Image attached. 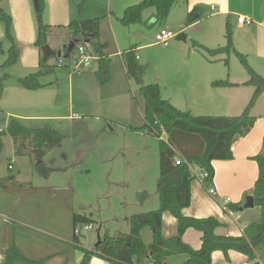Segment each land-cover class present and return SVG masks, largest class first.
Returning a JSON list of instances; mask_svg holds the SVG:
<instances>
[{"label": "rangeland", "instance_id": "1", "mask_svg": "<svg viewBox=\"0 0 264 264\" xmlns=\"http://www.w3.org/2000/svg\"><path fill=\"white\" fill-rule=\"evenodd\" d=\"M133 1L140 0H43L42 19L51 27H66L72 21L85 19L100 21L98 41L106 44L105 54L109 60L108 81L105 83H101L104 73L96 74L97 63L89 70H80L66 61L62 67H55L54 73L39 79L43 89L24 91L19 80L35 74L40 66L24 67L27 65L21 55L28 45L26 41L18 40L14 32L18 62L4 66L10 43L0 22V80L3 87L0 110L6 122H0V130L14 119L25 127L48 126L63 135L60 145L46 152L43 168L39 169L28 155L17 158L12 138L0 134V176H16L20 172L16 181L0 189L8 190L14 197L33 189L44 192L48 202H67L75 214L92 221L93 229L88 231L82 226L78 236L80 244L85 247H93L105 232L110 236L129 233L132 215L154 211L159 206V140L132 129L142 126L143 103L138 84L125 74L121 54L134 47L137 62L144 69L143 85L157 84L162 99L172 98L181 109H186L196 101L194 90H189V81L202 80L206 74L201 65L213 57L196 45L204 42L220 47L215 17L210 18L204 10L198 24L186 26V17H181L177 6L168 19V28H163L170 31L173 38L166 45L155 44L156 30L162 23H155L154 18H150L153 8L142 14L141 23L128 27L120 24L119 18ZM9 6L8 0L0 4V8L7 12ZM30 10L35 34L36 13L32 0ZM182 28L184 30L180 31ZM61 32L52 30L50 38L47 37L48 45L54 51L65 42L64 36V40L60 37ZM180 34L186 37L185 41L176 40ZM30 47L37 49L40 63L42 53L35 41ZM222 55L215 56L214 60L221 59L217 63L207 65L212 72L230 69L234 76L247 74L235 55ZM55 63V58L47 61L49 65ZM15 88L23 93L18 95ZM167 139L164 134L162 140ZM10 163L14 165L13 170L8 169ZM143 232L148 235L144 244L149 245L151 231L145 228ZM257 249L264 258V249Z\"/></svg>", "mask_w": 264, "mask_h": 264}, {"label": "trees", "instance_id": "2", "mask_svg": "<svg viewBox=\"0 0 264 264\" xmlns=\"http://www.w3.org/2000/svg\"><path fill=\"white\" fill-rule=\"evenodd\" d=\"M5 0H0V3ZM186 0H141L138 4L127 7L119 18L122 26L128 27L142 22V13L145 9L155 10V23H164L175 3ZM44 10L43 0H39V9L36 13L35 46L48 44L47 37L52 30L65 31L67 38L79 40L96 57L97 72L103 74L101 83L108 81V57L104 55L106 44L100 43L98 19L72 21L66 27H51L42 19ZM199 8H194L186 18V26L201 18ZM0 22L4 27V36L10 43L7 51V60L4 66H12L18 62V49L14 41L12 21L9 13L0 8ZM226 45L216 50H207L209 55L234 53L245 68L248 80L242 84L254 88L253 94L241 115L237 117L224 116H192L189 112L176 109L168 100L160 96L157 84L143 85V67L138 64L134 50L125 51L122 56L126 75L135 80L139 86L142 99L143 124L139 128H132L136 132L145 133L159 140V178L157 194L159 206L156 210L147 213L132 215L129 218L130 231L127 234L119 233L115 236L104 233L100 242L91 250H86L79 243L76 230L82 226L92 225L86 217L74 214V242L83 253L80 264H89L93 257L102 259L111 264H167L166 259L171 256L185 255L187 260L183 264H212L211 255L221 252L226 262L229 261V251L237 252L247 257L249 262L256 260L255 250L264 249V137L261 152L252 159L256 162L258 176L254 182L251 196L254 207L260 211L257 221L246 225L241 236H221L215 232L222 223L213 217L197 219L185 217L182 209L190 204V184L195 179L192 169L197 168L208 174L205 184H210L214 178L212 162L217 160H231L233 158L231 146L244 137L253 127L256 119L250 115L259 96L264 92V76L255 73L247 64L245 56L236 52L232 44V35L226 27ZM1 51V48H0ZM2 52V51H1ZM55 65L40 61V69L35 74L19 80V85L27 91H36L44 88L39 79L54 73L59 58H55ZM68 67V66H66ZM213 87H232L228 82H214ZM3 91L0 80V94ZM3 112L0 110V117ZM0 122H5L1 119ZM0 134H8L13 141L14 153L17 156H26L36 162V167L43 168V158L46 152L60 145L63 135L56 130L45 126L43 128H29L21 125L17 120H10L0 130ZM168 137L162 140L163 135ZM18 143V145H17ZM175 158L180 160L175 165ZM13 176L0 179V188L10 185ZM241 204L228 205L230 210L238 211ZM164 213L171 215L177 222V234L165 239L162 235V217ZM148 228L152 239L145 245L141 232ZM192 229L201 234V247L197 250L183 242V235ZM3 260L0 264H44L42 261L24 257L15 245L2 251Z\"/></svg>", "mask_w": 264, "mask_h": 264}, {"label": "crops", "instance_id": "3", "mask_svg": "<svg viewBox=\"0 0 264 264\" xmlns=\"http://www.w3.org/2000/svg\"><path fill=\"white\" fill-rule=\"evenodd\" d=\"M8 2L10 5L8 13L11 17L14 36L20 41H26L28 45L26 52L21 55V60L27 65L23 66L28 69L38 67L39 54L37 49L30 47L31 43L35 41L31 21L30 0H8ZM139 2L136 1L135 3L133 1L131 6ZM176 6L179 7L181 17L187 18V15L194 8H199L201 14L206 10L207 16L217 19L218 23L216 25L219 27L217 34L219 35L218 42L220 47H213V45L204 42L196 46H201L207 50H216L224 47L226 45L225 36L228 24L234 50L245 56L246 61L249 62L255 73L260 76L263 75L264 0L179 1L174 4L165 23L159 25L157 30L159 28H168V19L173 8ZM154 14L155 10L151 13L150 18H154ZM239 17L251 20V24H239L237 21ZM68 18H72V15H68ZM200 20L192 24L196 25ZM48 22L51 25L53 24L52 20ZM182 30L184 28L180 29V31ZM61 36L62 39L63 36L65 39V42L63 41L61 45L70 42L67 39L65 31L61 32ZM131 49L134 50L135 48L131 47L126 51ZM230 54L235 55L234 53ZM104 55L106 56L105 49ZM215 56L217 57V55H213L211 57L212 60H207V64L201 65L202 72L206 74L202 80L200 79L201 81H189L191 82L189 90H194L196 101L189 104L186 109H181L179 107L180 104L176 103L172 98L168 100L169 102L171 100L172 103H170L176 109H181L183 110L182 112H189L192 116L237 117L242 114L254 91L253 87L242 85L248 80V75L240 73L234 76L230 69L224 72L220 70L219 73L212 72L213 70L207 65L215 64L221 60H214ZM218 56L223 55L218 54ZM121 58L126 74L122 54ZM250 58H252V63L250 62ZM23 62H21V65ZM220 81L239 86H212L214 82ZM16 93L19 95L23 92H19L16 89ZM250 115L255 117L256 121L251 130L244 137L237 139L231 146L233 158L231 160L212 162L214 178L210 184L201 183L194 179L190 184V204L188 207L182 209V214L185 217L197 219L213 217L219 220L222 226L216 230L215 233L217 235L241 236L243 228L257 221L260 215L257 207L238 210L235 211V214L228 206L241 204V208L246 198L251 196L254 182L258 176L257 164L252 158L258 155L262 149L264 137V92L259 96L254 107L250 110ZM7 116L10 117L8 113ZM17 158H20V156ZM13 163L16 165V160ZM13 163L8 164L9 170L14 169ZM192 172L196 175L201 171L194 168ZM19 174L20 172L16 176L12 175L13 181L18 179ZM5 177L7 175L0 176V179ZM74 214L67 202L46 201L44 192L28 189L14 197L10 196L8 190L0 189V254L11 245H15L24 257L42 261L44 264H80L83 253L78 248L80 245L74 242ZM142 232L141 238L143 242H146L145 240L148 239V235ZM176 234V220L168 213H164L162 217L163 237L168 239L174 237ZM77 235L79 236L80 234ZM182 239L184 243L195 250L201 247V234L192 229H188ZM81 247L86 250L92 249L90 246L85 247L81 245ZM255 254L256 260L254 262H249L247 257L234 251H229L228 262L225 261L221 252H214L211 255V260L212 264H264V258L260 249H256ZM186 260L187 257L185 255H177L167 258L166 262L167 264H183ZM89 264L111 263L93 257Z\"/></svg>", "mask_w": 264, "mask_h": 264}, {"label": "built area", "instance_id": "4", "mask_svg": "<svg viewBox=\"0 0 264 264\" xmlns=\"http://www.w3.org/2000/svg\"><path fill=\"white\" fill-rule=\"evenodd\" d=\"M238 23L241 25H250L251 20L244 18V17H239L237 19ZM173 34L166 30V29H159L154 37L155 44L157 45H166L171 38H173ZM72 52H74L72 54ZM68 57V59H63L59 58L58 60V65L62 66L63 64L66 63V61L70 62L71 66H74V69H80V70H89L94 62L96 61V57L89 51V49L82 44H76L73 51H72ZM138 59V56L136 57ZM175 165L180 164V160L175 158L174 160ZM10 168V167H9ZM195 179L198 180L201 183H205V181L208 179V174L206 172H200L199 174L194 175ZM212 193V191H210ZM85 230H92L93 226L87 225ZM80 230H76V234H80ZM3 257L0 254V263L2 262Z\"/></svg>", "mask_w": 264, "mask_h": 264}, {"label": "water", "instance_id": "5", "mask_svg": "<svg viewBox=\"0 0 264 264\" xmlns=\"http://www.w3.org/2000/svg\"><path fill=\"white\" fill-rule=\"evenodd\" d=\"M32 5H33L34 10L38 11L39 0H32ZM176 40L185 41L186 37L183 34H180L176 37ZM76 44H79V40H71L69 43L61 45L60 49L57 51H54L53 49H51V47L48 44H45L44 46L41 47L42 61L45 63L51 58L68 59L70 53L73 51ZM253 207H254L253 197L248 196L245 200L244 205L239 209V211L243 209H251ZM99 242H100V239L98 237L95 247L98 245Z\"/></svg>", "mask_w": 264, "mask_h": 264}]
</instances>
